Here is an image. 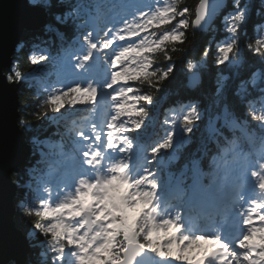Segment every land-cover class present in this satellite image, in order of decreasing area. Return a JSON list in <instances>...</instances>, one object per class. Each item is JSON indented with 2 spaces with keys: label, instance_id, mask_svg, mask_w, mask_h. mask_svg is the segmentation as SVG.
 Wrapping results in <instances>:
<instances>
[{
  "label": "clouds",
  "instance_id": "obj_1",
  "mask_svg": "<svg viewBox=\"0 0 264 264\" xmlns=\"http://www.w3.org/2000/svg\"><path fill=\"white\" fill-rule=\"evenodd\" d=\"M216 2L217 0H194L190 4L189 0H174L173 3L168 4L170 12L183 17L185 13H189V16L181 19L171 33H165L154 45L146 35L136 43L112 49L104 56V59L108 61L106 63V83H95L90 80L88 90L72 91L66 95L63 93L57 94L58 90L49 85L51 92L43 100V103H39L40 111L46 112L50 109L53 113H59L65 104L95 103L99 90L105 93V102L108 105L115 103L116 115L112 116V123L115 124L118 116L130 111L125 107V104L129 102V93L133 89L124 85L132 80L143 79L148 80L155 87L154 78L158 74L159 79L163 81L173 73L171 64H168L171 61V55L166 50L165 43L167 42L171 46V52H180L181 59L178 61H181V70L184 72L185 77L191 73L189 70L198 68L202 62L205 64V67L200 69L201 80L199 85L195 88L189 87L192 91L198 92L203 100L208 102L207 108L198 111L193 106L191 110L192 118L185 125L187 131L192 133L193 128L198 126L197 121L202 122L205 118L209 121L217 116L223 118L225 108L232 109L234 98H236V93L243 80L238 77L229 78L225 80L224 86L221 87L217 82L218 73L227 69L228 65H225V61L228 59L227 54L229 52L233 56V60L229 61V64L237 62L245 56L240 40L242 34H246V29L243 26L253 11L256 18L253 25L254 31L256 28L264 26V0H222L223 7L219 13L214 15L213 10ZM27 6L36 10V14L41 18L42 23L36 29L26 30L8 57L11 60V65L4 68L6 71L4 81L13 88H17L21 84L27 85L28 76L32 72H38L32 65H39L41 61H46L48 56L52 54L51 45L56 43V36L55 33L49 31L50 29L55 28L57 32L66 34L74 30L75 27L88 23L85 18L87 12L84 0H27ZM181 8L182 11H176ZM145 11L147 12L148 9ZM127 14L128 9L123 7L120 19ZM193 14L194 19H192ZM168 17V12L153 11L143 27L141 26L143 22L137 23L134 18L131 22L126 20L123 29L115 28L116 21L110 20L113 28H110L109 31L114 30V35L111 39L102 42L103 47L109 48L115 40L136 37L140 32L145 31L149 24L163 22ZM216 20H219L220 24H217ZM177 28H182L183 31H177ZM225 28L231 33V38L227 46H225V42L222 43V46H217L216 52L213 53L209 62V51L216 40V36ZM121 31H123V35H121ZM186 31L193 39H200L203 36L208 38L202 51L197 53L199 45L193 44L192 40H189L190 47L177 48V42L184 44V41L188 39L185 35ZM44 35L48 36L50 51L47 54L35 55L32 44L37 38ZM104 35H107V32ZM262 35H264V29H262ZM92 36L93 32L89 31L83 37L84 40L88 41L89 47L86 49L87 54H84L79 64H77L78 68L85 67V61L89 56H92V49L96 48V44L91 43ZM175 37H178V39ZM246 47L247 50L252 52L264 53V39L256 40L255 44L248 42ZM152 52L160 54L156 58L157 61L163 60L166 63L163 68L158 67L155 71L149 72L148 69L152 66L153 59L147 53ZM186 53L187 55H185ZM109 57L114 58L109 60ZM118 65L120 66L119 70H114ZM217 65H225V67L219 68ZM26 68L30 71L25 72ZM257 72L264 73V66L255 68L250 73L251 77ZM120 82H123V84L118 89L113 88V85ZM259 83L264 85V83ZM108 89L112 91L109 92ZM58 96L59 99H57ZM117 97H119V101H117ZM144 97L151 98L150 95ZM139 99L140 97L132 98L133 101ZM140 111L143 115H147L143 112V109ZM133 123L135 127H139L143 123V119L139 122L133 121ZM15 124L16 130L22 134L27 156L23 174L20 169H17L10 172V177L18 189L15 195V210L19 220V230L23 234L28 252L23 258L9 256L3 259V264H67L66 261L60 259L63 253L59 250L66 243V237L71 236L72 239H79L78 236L67 231V227L62 231V234H58L60 231L56 228H53L51 232L45 231L51 223L43 222L42 217L36 214L35 204L31 198V190L28 188L30 183L36 182L34 179H29L33 169L40 170L42 179L39 182V188L42 194L54 193L59 190V193L63 194L62 199H75L80 196L81 192L91 190L93 199L90 203L76 204V208L79 209L80 221L77 227H86L85 235L94 233L92 235L94 238L103 240L111 246L112 256L106 260V264H134V262L135 264H141L137 258V253L142 247L139 243L141 238L148 240L150 244H155L160 254L167 255L173 249H176L180 255H184L183 246L189 244L190 241L185 235L181 234V226H176L174 234L168 235L170 226L163 220H157V216H162L164 210L160 209L158 212L159 204L156 206L152 204L153 192L155 185L159 184L160 174L159 172L150 173L151 178L146 179L141 170L142 166H133V141L125 135L115 136L116 132L125 130L123 124L114 127L109 132L106 148H104V142L101 141L99 134L95 135V141L100 142L98 147L93 148L92 143H88L79 148L80 167L76 173L71 175L59 166V160L63 155V145L60 146V151L56 152L51 149L45 152L39 147V144L42 143L39 138L44 132L48 131L47 127H33V124H30L21 115H19ZM93 130L95 131V126H93ZM55 135L56 131L53 129L46 138L50 139ZM78 135L83 137L84 140L88 139L83 131H80ZM223 136V132H218V137ZM117 141L122 142L123 148L119 147ZM168 148L173 149L171 144L168 145ZM107 149L112 151L108 152ZM125 150L131 155H121ZM156 150L158 151V149ZM173 151H176V149H173ZM191 158V155H189L188 159ZM145 160L147 161V167H159L160 161L156 156H152L151 160L145 157ZM152 160H155L156 163L153 164ZM181 160L182 156L178 155L177 163H180ZM115 179L127 180L140 193L139 196L133 194V198L127 201L129 204L143 201V206L139 208L136 215L129 217L120 211L119 204L109 202V182ZM73 188H75L74 194L71 191ZM155 199L159 201L158 197H155ZM44 200L41 199L40 202ZM55 220L63 221L64 217L61 215L56 217ZM67 225H71V222H68ZM184 231L186 232L187 229ZM49 234H51L50 237ZM152 234L164 238L152 240ZM86 243L85 241L84 244L86 245ZM214 243L219 245L220 241L217 239ZM177 246L180 247L177 248ZM255 247L258 250L256 254L260 258L259 264H264V246L255 245ZM188 264H203V261L197 257L188 261Z\"/></svg>",
  "mask_w": 264,
  "mask_h": 264
},
{
  "label": "trees",
  "instance_id": "obj_2",
  "mask_svg": "<svg viewBox=\"0 0 264 264\" xmlns=\"http://www.w3.org/2000/svg\"><path fill=\"white\" fill-rule=\"evenodd\" d=\"M119 1L121 0H84L86 6L88 23L83 26H77L74 30L61 34L57 32L55 28L50 29V32L55 33L56 43L51 45V55L48 56L46 61H41L39 65H32L36 68L38 72H32L28 76L27 85L21 84L19 87V102H20V115L23 116L33 127L43 126L47 127L48 131L44 132L39 138L42 143L39 147L45 152L51 149L52 151H60V146L63 145V155L61 159L63 160L66 155H71L79 150L80 145L83 140L79 138L78 133L81 131L80 125L83 119L87 116H92L93 108L95 103H77L76 105L65 104L59 111V113H53L50 109L45 111H40L39 103H43V100L51 92L49 85L55 87L58 93L67 91V83L62 76V65L66 58L77 56L81 46L86 40L83 39L89 31L93 32V43L97 45L100 56V68L101 72L99 74L100 79L106 80L107 76V60L104 56L109 53L114 47L113 44L109 48L103 47V41L111 39V35L107 32L108 16L119 17L122 13L123 7L120 6ZM172 3L174 0H170ZM194 0H189V3H193ZM135 7H142L141 4H134ZM182 11L183 9H178ZM220 12V11H219ZM218 12V13H219ZM189 16V13H185L184 17L177 16L175 20L166 21L161 25L152 24L149 36L164 33H171L173 28L178 25V20ZM194 14L192 15V19ZM256 22L255 13L253 11L252 15L249 16L248 21L243 26L246 29V34L241 36V46L244 51L245 56L242 57L237 64L233 62H225L228 65L224 72L218 73V84L223 87L225 80L229 78L238 77L241 80H250L252 77L250 73L257 67L264 66V53H256L247 50V43L250 42L255 44L258 39H264L262 35V29L264 26L256 28L254 31L253 25ZM217 24H220L219 20H216ZM191 25V20H190ZM62 31V30H61ZM179 31H183L179 28ZM107 32V35L104 33ZM185 35L188 37L184 41V44H179L177 42V48L181 49L189 45V40H192L193 44L199 45L197 53L202 51L205 41L208 39L206 36L200 39H193V37L186 31ZM231 38V33L225 28L219 32L216 36V40L213 43L210 51L208 61L210 62L213 53L216 52L217 46H222V43L229 41ZM167 47L166 50L170 52L171 64L173 68V73L165 80L161 81L159 79V74L154 78L155 87L150 84L148 80H137L130 81L133 91L131 94H136V97H140L139 100L133 101V107H127L129 112H125V118L127 123V130L124 132L125 136L133 141V156L135 157V162L140 160V152L149 156L151 160L152 156H156L160 163L158 168L149 167V171L152 174L159 172L160 174V195L164 204L176 203L183 207V201L181 200L180 192L175 190L176 185L180 189H189L196 179L200 180L205 187L211 189L215 186L218 189L221 186L227 185L226 171L218 166V163L225 159L237 158L240 154H253L259 151L258 147H254L246 141L240 139L237 140L235 144L230 143L234 137L239 136L238 132L225 124L223 118L219 117L217 126L212 127V120L203 119L202 122L197 121V127L193 128L191 133V140L184 141L183 146L173 149L161 150L156 154H152L151 148L163 143V139L166 137L169 131L174 133L167 121L169 115L172 111L182 113V111L187 110L188 113L191 111L192 107L195 106L198 111H202L207 108V101L203 100L202 96L196 92L192 91L187 85V79L184 75L182 69L180 52H171V46L165 43ZM32 48L35 50L34 54L39 55L41 53L47 54L50 51L49 39L47 35L37 38V40L32 44ZM159 53L152 54L153 63L148 69L149 72L155 71L158 67L163 68L166 61H157ZM187 55V53L185 54ZM230 57L233 60V56L230 53ZM114 57H109L112 59ZM225 65H217L219 68H224ZM205 64L202 62L197 69L204 68ZM191 69V70H193ZM29 69H25V72H29ZM186 71V70H185ZM190 71V70H189ZM197 84L196 86H198ZM259 85V86H257ZM257 85H249V88L253 87H264L259 83V78L257 80ZM75 86V85H74ZM73 86V87H74ZM195 86V87H196ZM194 87V88H195ZM22 90V91H21ZM109 90V89H108ZM145 95H150L151 102L145 101L143 97ZM236 98H234V104ZM106 103V102H105ZM107 104V103H106ZM107 106V105H106ZM257 115L260 114L259 105L257 106ZM141 109L144 110L143 115ZM115 112L105 113L106 118L114 116ZM143 119L141 128L137 130L133 121L139 122ZM112 123L105 122V130L107 133L113 129L110 127ZM184 127V119H181V123L178 127L179 132L182 131ZM56 131V135L52 136L50 139L46 138L49 132L52 130ZM178 132V133H179ZM218 132H223V137H218ZM106 133V135H107ZM226 137V139H225ZM179 140V136L177 137ZM194 154V155H193ZM178 155L182 156L180 163H177ZM191 155V159L188 156ZM230 156V157H229ZM155 164L156 161L152 160ZM60 167L64 169L65 164L62 162ZM23 174L24 166L19 168ZM30 180H35V183H30L28 188L31 190L32 202L35 204V208H40V200L42 196L41 189L39 188V182L42 179L39 169H33ZM18 191V190H17ZM190 211L195 214H203L206 211L205 204L199 206L193 210H188L185 208V212ZM213 214V212H211ZM208 217V216H207ZM50 217L42 218L43 222L48 223ZM17 226L19 227V220L17 219V213L15 216ZM51 234H49V237Z\"/></svg>",
  "mask_w": 264,
  "mask_h": 264
},
{
  "label": "snow or ice",
  "instance_id": "obj_3",
  "mask_svg": "<svg viewBox=\"0 0 264 264\" xmlns=\"http://www.w3.org/2000/svg\"><path fill=\"white\" fill-rule=\"evenodd\" d=\"M140 2L142 3L143 7H130L129 0H123L122 6L128 9V14L121 18L119 22L122 23L124 27L126 20L131 22L134 18L137 23L143 22L141 23V26L143 27L144 23H147L148 18L152 15L153 11H159L161 13L168 12L169 17L172 18L170 21L175 20L176 17L179 16L170 12L168 4H162V6L157 7L158 4H161V0H140ZM145 8L148 9L147 12L144 10ZM176 11L179 12L180 10L177 9ZM181 19L178 20V23ZM151 25L152 24H149L145 31L140 32V34L134 38L140 40L144 36L148 35V33L151 32ZM175 38L178 39V37ZM117 41L118 43L113 49L123 47L127 43V39ZM227 44L228 41H225V46H227ZM256 53L259 54V52ZM147 54L151 56L154 54V52ZM227 55L228 59L226 61L229 62L231 61L230 52ZM91 61L92 58L89 56L85 61V66ZM236 63L239 64L240 61H237ZM77 64L79 63L75 64V69L77 71L85 70V67L78 68ZM67 71L66 63H64L62 65V76L66 77ZM258 78L259 82L264 83V73L257 72L250 80H244L240 84L236 93V102L231 110L225 108L223 119L225 124L231 127L234 132L239 133V136L234 137L230 143L235 144L237 140L242 139L252 146L258 147L260 152L264 154V87L249 88V85H257ZM82 83L83 82L74 83V87L70 85L67 87V91L62 93L66 95L72 91L88 90L89 83L86 87H81ZM57 99H59V96ZM143 99L148 102H151L152 100V98L149 97H144ZM117 101H119V97H117ZM258 105L260 111L259 115H257ZM119 117L120 116L116 118V121ZM191 118L190 111L183 118L184 127L182 128V131L175 136L171 131H169L166 137L163 139V143L151 148L152 154H156L162 149L168 150L169 144L172 145L173 149H176L182 147L184 141H190L191 132L187 131L185 125L189 120H191ZM110 127L113 129L114 127L118 126L117 123H111ZM135 128L139 130L141 125ZM126 131L128 130L125 129L121 132ZM109 132L107 133V138ZM178 136L179 140L177 139ZM156 149H158V151ZM79 167L80 161L76 156L70 155L66 157L64 170L67 173L74 174L78 171ZM259 168V171L252 170L250 173L251 176L255 178L259 189L258 194L247 201V204H250V207L245 206L246 197L241 192L243 187L242 182L224 185L212 192H209L208 187L195 183L190 186L189 189H180V198L183 201L182 206L188 210H193L199 206H203L206 203H212L220 210L221 222L223 225L230 231H236L237 233L231 243L223 240L220 234L207 233L203 229L193 227L189 231L187 229L188 220H185V218L181 215V206L164 204L159 192L160 184L155 185V190L153 192L154 199L152 204L153 206L159 204V207L157 208L158 212L160 209L164 210L162 216H157V220H163L170 226L168 235H173L176 226H181V229H183L181 234L185 235L190 243L183 246L184 255H180L176 249H173L167 255H163L159 253L155 244H150L148 240L141 238L139 243L142 247L137 253V258L140 260L141 264H144L145 257H153L154 259L158 260L160 264H175V261L188 262L190 260L196 259L197 257L203 261V264H259L260 258L256 254L258 250L255 245L260 244L261 246H264V241L258 240V235L264 232V162L259 163ZM143 175L146 179H150V175H146L144 173ZM117 182L118 179L109 182V189ZM71 191L74 194L75 188L71 189ZM90 192L91 190H89V192H81L80 196L75 199H62L61 197L63 194L57 193L56 200L59 202L56 203L55 207H52L47 200L40 202V208H35L36 214L42 218L52 217L55 221L54 223H51L50 227L45 229V231L51 232L52 229L55 228V224L57 222L55 218L62 214L63 209H73L74 205L77 203L87 204L91 198ZM155 197H158L159 201H157ZM229 200L231 201L230 203L228 202ZM75 214L76 220L79 224V209L75 208ZM68 215L72 216L73 213L69 212ZM257 220L259 221V224H257ZM59 225L61 230H64L67 227V231L79 237V239H72L71 236L66 237V243L59 250L61 253H63V255L60 256L62 261H66L67 264H85L86 260H99L100 254H104L106 259L111 258V246L105 241L94 238L89 234L85 235L87 231L86 227H74L72 223L71 225H65L64 221H59ZM185 229H187L186 232L184 231ZM58 234H62V231H60ZM162 238L164 237H161L157 234H152L151 236L152 240ZM217 239L220 241V243L218 246L213 247V245H216L214 242ZM85 241L87 242L86 245L84 244ZM179 247L180 246H177V248ZM100 264H105V262L100 261Z\"/></svg>",
  "mask_w": 264,
  "mask_h": 264
},
{
  "label": "rangeland",
  "instance_id": "obj_4",
  "mask_svg": "<svg viewBox=\"0 0 264 264\" xmlns=\"http://www.w3.org/2000/svg\"><path fill=\"white\" fill-rule=\"evenodd\" d=\"M172 2L170 0H161V4H158L157 7L162 6V4H171ZM120 5H123V0H121L119 2ZM134 4H141L140 0H129V6L130 7H135ZM143 7V5H142ZM146 10V8L144 9ZM171 17H168L165 21L163 22H159L155 25H161L163 23H165L166 21L171 20ZM110 20H114L116 21L115 23V28H119V29H123L124 25L122 23H120V16L119 18L117 17H113L111 15L108 16V25H107V32L110 33V35H114V30L109 31L110 28H113V24L110 22ZM177 26V25H176ZM177 31H179V28H177ZM162 34H159L158 36L152 35L149 36V39L153 42V45L155 44V42L159 41L160 38L165 34L164 32H161ZM168 33V32H167ZM121 34H123V32L121 31ZM139 40L135 39L134 37H130L127 38V44L130 43H136ZM93 39H91V43H93ZM118 43L117 40H115L113 42V47L116 46V44ZM119 43H123V42H119ZM125 45V46H126ZM89 47V43L88 41L84 42L83 45L81 46L79 53L77 54V56H72L69 58H66L64 60V63H66V69L67 71V76H64V80L66 81L67 85L70 86H74V83L77 82H83L81 84V87H86L87 84L89 83V81H93L95 83H106L107 82V76H105L106 80H102L99 77L98 71L101 72V68H100V63H98V56H95V53H99L98 49H92V61L87 64L85 66V70L83 71H77L75 69V64L79 63L80 60L82 59V56L86 53V49ZM98 51V52H97ZM119 65L117 66L116 69L114 70H119ZM99 69V70H98ZM130 82V81H129ZM127 83L126 87H131L130 83ZM123 84V82H120L116 85H113V88H119L121 85ZM109 92H111L112 90L109 89ZM136 97V94H131L129 93V102L127 104H125V107H133L134 103L132 101V98ZM105 93L103 91H99L97 92V100L95 102V110L93 111L92 116H87L83 119L82 124L80 125V129L81 131L84 132L85 136L88 137L87 140H84L83 137H80L83 142H82V147H84V145L88 144V143H92L93 148H96L100 145V142L95 141V135L99 134L101 137V141L104 142V146H106V140H107V135L105 136V134L107 133V131L104 129L105 126L103 124H105V122H110L111 117L108 116L107 118L104 119L103 122H101L103 120L104 117V113L106 108L105 106ZM112 110H115V114H116V109H115V103L113 102L111 105L107 104V113L112 112ZM185 112H188L187 110H185ZM184 113V111H182V113H177L176 111H172L171 114L169 115V119L167 121V124L169 125V127L171 128V130L178 134V127L181 123V119L182 114ZM114 114V115H115ZM127 118H125V113L123 115H121L116 123L117 126L119 127V125L123 124L124 128H127ZM112 121V119H111ZM93 126H95V131L93 130ZM120 135H125L124 132H116L115 136L118 137ZM117 143L119 144V147L123 148V144L122 142L117 141ZM108 152H111V149H107ZM131 155V153H128L127 150H125L124 153H122L121 155ZM70 155H66L64 157V159L62 160L60 158L59 160V166L62 162H64V164L66 163V157H68ZM77 158L79 157V153L74 155ZM145 157H149L146 154H141V160L135 164L133 163L134 167H139L142 166L141 170L143 171L144 174L149 175L150 172L148 170L147 167V161L145 160ZM230 157V156H229ZM132 161H133V153H132ZM260 162H264V154H262L260 152V150L256 153L253 154H240L237 158H232L230 157V159H225L222 160L221 162L218 163V166L220 168H222L223 170H225L226 173V180H227V184L231 185L233 183H241L243 184V187L241 189L242 194L246 197L245 199V206L246 207H250V204H247V201L250 200L251 198H253L256 194H258L259 189L257 188V184L255 181V178L251 176V171L252 170H257L259 171V163ZM69 175H71V173H68ZM151 178V176H150ZM195 184L201 185L203 186V184L201 183L200 180L196 179ZM215 186H212L211 189L209 190V192L215 191ZM175 190L177 192H180V187L177 185L175 187ZM57 193H59V190H57V192L54 193H47V194H42L41 199H45L49 202V204H51L52 207L56 206V203L59 202L58 200H56V195ZM133 194H135L136 196H139L140 193L136 191V189L127 181V180H120L118 179V182L113 184L112 187L110 189H108V197H109V202L110 203H116L120 205V211L131 217L134 216L138 213L139 208L143 206V201H136L133 204H129L127 203V201L131 200L133 198ZM90 200L88 201V203L91 202V200L93 199L92 194L90 192ZM81 205H84V203H80ZM210 204L212 207L214 206L212 203H208ZM171 205L176 206V204L171 203ZM75 208L76 205H74L73 209H63L62 214L58 215L61 216L63 215L64 217V223L65 225H67L68 222H71L73 224L74 227H77L79 224L76 220V214H75ZM72 212L73 215L69 216L68 213ZM182 215V214H181ZM57 216V217H58ZM183 216V215H182ZM185 220H188L187 223V229L190 231L193 227L199 228V229H203L205 232L207 233H212V234H220L221 238L223 240H225L226 242L231 243L233 241V239L235 238H231L229 236H227V234H225L224 230L228 229L227 227H225L223 225V223L221 222V218L220 219H208L209 221H205V222H201V218L200 217H196L192 218L189 215H185L184 216ZM213 218V217H212ZM78 219V218H77ZM54 219L52 217H50L48 223H54ZM238 222V221H237ZM257 224H259V221L257 220ZM55 228L58 231H63L60 229V225H59V221L57 220L56 224H55ZM87 230V229H86ZM221 230V232H220ZM83 231V230H81ZM181 231H183V229H181ZM94 233H89L90 236H92ZM197 234H203V233H197ZM237 235V234H236ZM235 236V235H234ZM258 240L260 241H264V232L260 233L258 235ZM260 244H257V246H259ZM218 245H213V247H216ZM106 256L104 254H100L99 255V260H86L85 264H100V261H104L106 264ZM155 262H157L158 264H160V262L158 260L155 259ZM175 264H188L187 261H175Z\"/></svg>",
  "mask_w": 264,
  "mask_h": 264
},
{
  "label": "water",
  "instance_id": "obj_5",
  "mask_svg": "<svg viewBox=\"0 0 264 264\" xmlns=\"http://www.w3.org/2000/svg\"><path fill=\"white\" fill-rule=\"evenodd\" d=\"M222 7V0H217L213 14ZM41 23L36 10L27 6V0H0V264L9 256L23 258L28 252L15 220L18 189L10 177L11 171L24 166L27 156L22 134L16 130L15 124L20 115V85L13 88L5 83L4 68L11 65L8 57L23 33L38 28ZM190 72L186 76L187 85L194 88L200 83L201 73L198 70ZM217 117L213 119V126L218 122ZM144 264L156 263L153 257H145Z\"/></svg>",
  "mask_w": 264,
  "mask_h": 264
},
{
  "label": "bare ground",
  "instance_id": "obj_6",
  "mask_svg": "<svg viewBox=\"0 0 264 264\" xmlns=\"http://www.w3.org/2000/svg\"><path fill=\"white\" fill-rule=\"evenodd\" d=\"M99 70V69H98ZM100 72L98 71V74H99ZM188 114V112H184L183 114H182V117L184 118V116L185 115H187ZM104 121V119L101 121V122H103ZM104 126H105V124H103ZM105 129V128H104ZM179 131V130H178ZM79 153V150L78 151H76L75 153H73V154H71V155H76V154H78ZM187 213H189L190 215H191V217H193L194 218V216H195V213H193V212H190V211H187ZM198 214V213H197ZM200 215V214H199ZM235 234V236H236V231H229L228 232V236H232V235H234ZM235 236H233V237H231V238H234Z\"/></svg>",
  "mask_w": 264,
  "mask_h": 264
}]
</instances>
